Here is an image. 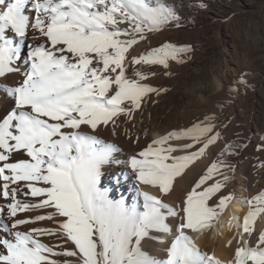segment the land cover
Wrapping results in <instances>:
<instances>
[{
    "label": "snow or ice",
    "instance_id": "6c2138e0",
    "mask_svg": "<svg viewBox=\"0 0 264 264\" xmlns=\"http://www.w3.org/2000/svg\"><path fill=\"white\" fill-rule=\"evenodd\" d=\"M178 20L174 6H153L148 0H0V77L21 72L14 65H24L16 85L0 84L13 101L0 116V196L10 201L0 206L4 217L0 232L5 234L0 236V264H73L51 259L54 255L76 257V264H158L141 250V242L153 230L168 232L166 218L179 213L160 197L139 189L143 211L138 205L127 206L123 198L110 199L108 190L98 184L102 165L111 162L118 149L114 144L97 148L102 142L81 126L95 131L111 122L115 131L119 116L131 119L149 93L161 91L141 83L148 76L138 68L129 78L126 62L168 67L178 52L189 51L190 46L166 43L128 61L129 50L146 40V33ZM213 128L197 123L153 140L139 158L132 155L128 160L135 179L168 194L175 179L219 138V133L209 135ZM185 138L192 142L152 146ZM202 138L205 142L197 151L172 155L193 148ZM20 151L30 159L12 162V154ZM220 167L226 166L213 162L186 194L179 210V235L161 264H216L214 256L201 253L188 232L211 227L233 199L232 194L221 195L209 204L229 179L224 175L206 183ZM115 179L119 182V177ZM41 182L44 186H37ZM22 183L30 189L25 195L40 198L37 203L17 199ZM247 202L256 205L243 218V233L251 235L257 216L264 213V192ZM48 208L54 211L18 218V213ZM44 220H55L58 227L19 230ZM232 221L241 226L235 215L228 223ZM42 235H62L75 250L56 252L37 238ZM249 261L264 264V231L256 247L244 241L236 248L234 264Z\"/></svg>",
    "mask_w": 264,
    "mask_h": 264
},
{
    "label": "bare ground",
    "instance_id": "6f19581e",
    "mask_svg": "<svg viewBox=\"0 0 264 264\" xmlns=\"http://www.w3.org/2000/svg\"><path fill=\"white\" fill-rule=\"evenodd\" d=\"M191 1L192 0H148V2L153 6L164 3L174 6L175 10L181 9L182 7L189 8V3ZM176 23V21H170L159 31L146 33L148 38H157V40L155 39L149 42L143 40L134 45L133 48L129 50L130 54L128 55V61H130L133 56H139L153 48H158L157 45L159 43H166L165 41L168 39L175 38ZM121 27H123V25H121ZM28 42L32 43L31 36H29ZM167 44L169 43L167 42ZM14 66L20 67L21 72L9 73L6 75V77H0V84L14 86L22 79L21 73L24 70L23 63ZM153 66L154 65H131L130 63L126 62V67L128 69L127 75L129 78H132L133 68H138L139 70L145 72L148 76V78L144 81H141V83H146L156 89H159V86L169 84L170 82L166 81L167 79L164 83L157 80V76L161 70L156 66V71H152V69L155 68ZM197 69V76H194V70L191 69L190 66L186 67V71H184L183 75V91L171 93L159 100L154 98L160 95V91L153 92V98L151 97V99L147 101V106L143 109H136L132 113L131 119L125 115L119 116L116 121L115 131H113V125L111 122L107 126H99L95 131L86 125L81 126V130L83 132L89 135H95L96 139L102 142L96 145L97 148H102L105 144H114L118 149V151L113 153V160L102 165L98 184V187L101 190H108V196L110 199L120 200L123 198L127 206L138 205L139 210L143 211V196H137V189H139L141 191H148L151 194L160 197L166 205L176 209L179 213L178 215L168 216L166 218V223L170 229L168 232H159L153 230L150 233V238H146L141 242V250L147 256L155 259L158 264H161L162 261L166 260L167 248L170 246L175 237L179 235L178 225L182 216V212H179V210L183 199L185 198L186 194L192 190L193 186L200 179V177L207 172V169L211 166L209 160L211 159L212 155L217 153L218 147L214 143L209 145L205 150V153L198 157L192 164H190L181 176L175 179L173 189L168 194H162L159 192L158 188L139 183L132 173V170L128 164V160L132 155L138 156L141 151L152 144L153 140L165 136L170 132H180L181 126H184V124L187 123L189 117L192 114L191 109L195 100H197L201 106V109L199 108L200 115L205 114V109H202V107L206 101L208 102V96L221 91L226 83L229 82L228 77L225 76L227 74L226 72H230L228 68V70H226V72L221 75H218L215 72H207L205 67L203 68L199 66ZM173 73L174 70H170V76ZM160 74H162V72ZM153 93H149L145 98L150 97ZM12 105V99L7 97L6 94L0 90V116H3L6 109H10ZM238 118L241 120L240 116H238ZM209 122L205 121L204 119L202 124H209ZM185 127L187 126L185 125ZM237 127L240 128L243 126L241 123H239ZM188 128H191V126ZM191 142L192 141L187 138L181 140L171 139L164 145L152 146L154 148H167L168 145L179 146L183 143ZM195 147L196 144L191 149H178L176 152H173L172 155L179 156L185 155L188 152L197 151ZM11 159L12 162H15L17 159L30 158L27 157L26 153L20 151L13 153ZM115 161H120V163H116ZM167 162L171 163L170 160ZM224 175L229 177V179L225 182V187L221 189L220 193H217L216 196L209 201V204H212L214 200H218L221 195H228L234 191L235 196L231 200L228 208L221 214V216L211 227L205 228L198 237H195L194 232L189 231L188 234L193 237L201 253H204L207 256L215 257L216 264H234L235 250L237 247L244 246V241L247 242V246L249 247L257 246L259 234L261 231H264V213H261L257 216L254 223V231L251 235L248 233H243V218L249 211L250 207H255L256 205L255 202L253 205H249L247 202L249 200L244 201V203L239 201V199L245 198V194L247 192L245 190L246 185H244V182L247 181H245V177L243 178V176H241L242 174L240 175L237 173V170L234 172V170L232 171L227 169L222 174V170L219 169V172L213 175L212 180L207 181L206 183H213L215 180L222 179ZM115 177H119V182H117ZM37 186L44 185L41 182ZM26 192L30 193V189H27L22 183L21 191L18 193L17 199L28 203H37L39 201L40 198L31 197L30 194L25 195ZM246 196L248 195L246 194ZM8 202L10 201H6L2 196H0V206L6 207ZM52 211L54 210L51 208L30 210L23 213H18V218L29 219L35 217L36 215H46ZM233 215L238 218L239 225H241L240 227H237V221H232L231 224L228 223ZM4 216L6 217V213ZM34 227L56 228L58 227V224L55 220L37 221L34 223L21 225L19 230L29 231ZM241 234H243V239L241 238ZM3 235L5 234L0 232V236ZM9 238L11 237L9 236ZM37 238L42 243L52 246L56 252H63L66 249L75 250V246L72 244V242L66 241L62 235H42L38 236ZM229 241H231V243H229ZM50 258L60 262L69 260L73 262V264H76L78 259L76 257H66L63 255H54ZM248 264H252V262L249 261Z\"/></svg>",
    "mask_w": 264,
    "mask_h": 264
},
{
    "label": "rangeland",
    "instance_id": "374dc122",
    "mask_svg": "<svg viewBox=\"0 0 264 264\" xmlns=\"http://www.w3.org/2000/svg\"><path fill=\"white\" fill-rule=\"evenodd\" d=\"M189 4V8L176 10L179 16L176 37L165 42L177 48L190 46V50L178 52L177 59H169L170 69L159 64L151 68L161 70L157 80L170 82L159 86L160 95L154 99L183 91V75L188 66L194 70V76L199 66L218 75L230 70L226 72L229 82L224 88L208 96V102L202 107L205 114L200 115L201 106L195 100L189 122L181 130L204 119L214 125L209 135L219 133L214 142L218 150L209 162L211 165L222 162L226 166L220 167L222 174L230 169L245 177L248 196L245 194L246 199H239L244 203L264 192V0H192ZM148 39L144 41L157 40ZM166 43H159L157 47ZM170 70H174L171 76ZM153 95L143 99L141 109ZM239 123L243 127L238 128ZM204 142L202 138L195 149ZM231 194L235 196L234 191Z\"/></svg>",
    "mask_w": 264,
    "mask_h": 264
}]
</instances>
